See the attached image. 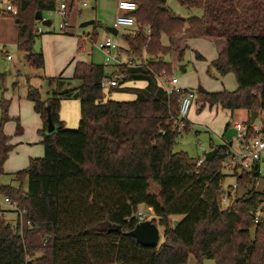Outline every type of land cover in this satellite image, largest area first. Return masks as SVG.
<instances>
[{
    "label": "trees",
    "instance_id": "trees-1",
    "mask_svg": "<svg viewBox=\"0 0 264 264\" xmlns=\"http://www.w3.org/2000/svg\"><path fill=\"white\" fill-rule=\"evenodd\" d=\"M10 1L18 9L13 15L18 47L31 68L44 69V53L34 48L36 13L54 11L58 0ZM134 1L138 25L122 36L127 43L123 51L135 65L118 63L109 75L104 64L77 60L70 78L44 76L46 98L29 86L27 97L43 121L44 155L13 174L19 187L1 181L14 145L0 130V264H187L190 253L198 263L264 264V215L256 218L264 190L254 186L262 175L256 170L235 173L238 188L230 184L229 202L223 203V184L230 177L222 171L225 146L211 139L215 156L199 166V157L175 150L178 138L191 127L178 128L180 94H168L158 80L164 71L173 76L175 58L181 61L188 47L183 38L224 40L210 69L221 75L233 72L239 86L204 94L211 105L231 112L246 109L251 125L252 112L264 113V0H179L203 11L188 17L176 13L167 0ZM196 58L203 56L196 52ZM117 72L122 78L109 93L130 92L135 99L106 98L102 81ZM140 80L147 85H123ZM72 98L81 107L75 129L60 116L62 99ZM0 107L2 127L9 120L8 101L0 100ZM49 115L56 127L51 134L46 133ZM261 123L264 132V118ZM242 186L248 189L239 194ZM6 197L27 209L33 226L25 225L20 233L1 215ZM140 204L154 210L151 220L161 233L156 247L127 234L140 221ZM174 215L182 216L175 226Z\"/></svg>",
    "mask_w": 264,
    "mask_h": 264
},
{
    "label": "rangeland",
    "instance_id": "rangeland-1",
    "mask_svg": "<svg viewBox=\"0 0 264 264\" xmlns=\"http://www.w3.org/2000/svg\"><path fill=\"white\" fill-rule=\"evenodd\" d=\"M8 1L9 0H0V3L2 6H5ZM67 3L69 9L68 22L70 21L69 28L73 27L72 29L76 30L75 34L78 35V37L87 35L84 41L85 43L83 44V49L79 50L78 44H76L77 47L75 51H79L78 54L76 53V60L93 61L95 63L104 64L107 73L111 75L114 72V67L119 63L115 58L116 52L113 51L112 54L107 55L103 50L98 48L96 41L100 42L108 35L111 36L107 30V26H113L114 24L118 0H67ZM167 4L183 17L201 15L203 12L201 8L184 6L179 0H167ZM43 14L46 18L53 20L51 26L57 28L60 18L49 11H45ZM8 20H11V26ZM88 20H94L96 22L82 27L81 24ZM37 25H42L44 28L51 27L42 24L41 21L38 22ZM14 26L17 28L16 19L12 14L0 15V100L4 99L9 103V120L5 121L2 127V109L0 107V130L11 138L10 142L14 145V149L5 162V173L2 175L1 181L3 184L19 187L21 182L18 181L13 174L26 168L29 165L31 157H43L44 155L42 135L40 132L43 128V121L41 116L37 115L34 104L27 97L29 86L32 85L39 88L42 97L46 98L49 86L44 76H57L59 72L61 73V71L65 69L64 76L70 78L74 74L75 62L64 65L58 73H55L54 67L58 64V58H56L55 48L49 40V44L47 43L50 49L48 50L47 59L49 73L46 69L31 68L26 62L25 53L18 47V30H16V33ZM94 30L97 32V36L92 38ZM117 38L119 39V50L117 51L119 54V51L126 49L127 43L122 36V31ZM13 39H16V41ZM164 41H167L166 37H164ZM41 45L43 44L36 42L34 48L40 50ZM3 46L5 49L2 48ZM58 49H61V47H58ZM197 51L210 57L216 53V47L214 43L202 38L192 40L185 50L183 60L178 62L177 66L173 65V75L179 78L180 84H186L185 87L180 85L182 88H188L190 87L189 85H191L194 89L198 90V85H203L208 92H215L217 90L211 89H214V87H221V74L213 73L212 69H210L207 64L205 66L202 60L196 59L195 52ZM7 55H11L12 59H8ZM120 55L123 59L126 58L125 53H121ZM167 58L174 60L173 57L170 56ZM180 65H185L187 71L183 72L180 69ZM225 83L227 87L236 86V89L239 86L235 74L233 73L231 77L226 79ZM109 90L110 87H107L105 92L109 94ZM197 92V99L194 100L195 104L189 111L191 117H194L193 120L191 119V129L178 138L174 148L177 151H186L194 158L201 157L210 150L211 139L215 143L220 141V136H217L218 134L216 132L217 128L222 126L225 127L226 123L232 120L246 121V119L244 120L241 116H238V114H234L232 117L231 111L223 108L219 104L211 105L205 94L199 91ZM111 94L113 98H117L118 100H129L134 98V95L129 92L122 93L120 91H113ZM72 112L70 108L68 113L71 117ZM78 113L79 111L76 109L75 115L76 118L78 117V122H76V126H74L76 128L79 126L80 121ZM37 118L40 119V126L36 127L35 122ZM263 118L264 113H261L256 118L255 123L260 124ZM17 120H19L23 128L21 134L17 133ZM71 121H69V123H71ZM234 181V177H228V183L232 184ZM23 186L26 188L27 183L25 182ZM254 186L257 189L264 190V166L262 177L255 182ZM246 189L248 188L245 186L240 187L239 194H243L242 192ZM151 190L153 192H158L159 188L154 183H151ZM139 211L145 215V219L151 220L154 216V210L151 211L145 204H140L138 206L137 213ZM171 219L175 226L182 219V216L174 215ZM161 230L163 229L161 228ZM187 264H216V262L213 259H204L201 263H198L195 255L190 253Z\"/></svg>",
    "mask_w": 264,
    "mask_h": 264
},
{
    "label": "built area",
    "instance_id": "built-area-1",
    "mask_svg": "<svg viewBox=\"0 0 264 264\" xmlns=\"http://www.w3.org/2000/svg\"><path fill=\"white\" fill-rule=\"evenodd\" d=\"M117 7L119 13L116 15L113 26L118 29L122 34L126 27H137V21L132 12L137 10L138 4L134 0H118ZM60 18L58 27L60 30L64 31L68 24V3L67 0H58L57 7L52 11ZM18 9L12 1H8L5 6L0 3V15L2 14H12L16 15ZM40 22V20H38ZM42 23V22H41ZM42 31L41 25H37V32ZM118 33V35H119ZM103 41L97 42L98 48L103 50L107 55L112 54L113 51L116 52L115 58L119 61V56L117 51L119 50V39L118 35H113L110 33ZM86 36L81 37L82 40H86ZM93 38V37H92ZM84 45H82V49ZM8 59H11V55H7ZM126 63L129 65H135L131 59ZM122 78L120 72L115 73L112 77L104 78L102 81V87H113L119 84ZM158 80L161 86L164 87L168 94L179 93L180 103L178 116L175 119L180 130H185L186 127H191L192 124L188 121L189 111L194 104V100L197 98L198 92L196 89L192 88H182L179 85V78L175 75L167 77L165 71L161 76H158ZM231 127L236 129V134L232 137V142L224 139L222 144L224 148V161L222 164V171L229 176H234L235 173L241 172L243 170H256L260 175H262L264 166V132H262V123L257 124L253 122L249 125L246 121L233 120ZM206 160V155L198 158L197 165H201ZM235 178V177H234ZM230 183L226 182L223 184V195L222 202L228 203L230 199V194L232 193L229 189ZM234 190L238 188V183L234 181L232 183ZM4 210L1 215L12 224V226L22 233L23 227L33 226V220L28 216L26 208L19 207L12 199L6 197L3 201ZM7 205L8 207H6ZM264 215V202L261 208L257 211L256 218ZM138 219L145 220V215L142 212L136 213Z\"/></svg>",
    "mask_w": 264,
    "mask_h": 264
},
{
    "label": "crops",
    "instance_id": "crops-1",
    "mask_svg": "<svg viewBox=\"0 0 264 264\" xmlns=\"http://www.w3.org/2000/svg\"><path fill=\"white\" fill-rule=\"evenodd\" d=\"M118 13H119V10H118V7H116V15ZM43 16H44V14H43ZM44 18H46V17L44 16ZM47 19H49V18H47ZM8 22L10 23L9 25L11 26L12 25L11 20H8ZM95 22L96 21H94V23ZM52 24H53V20H51V24L50 25H46V26H51ZM69 26H70V21L68 22L66 29L64 31H62V30L59 29L58 26H57V28L55 26H51V27L44 28L41 25L42 31L39 33V36L37 37L36 42H40L41 44H43V45H41V50L43 51L44 56H45L46 63H45L44 69H46L47 72H48V60H47L48 59V50H50L48 48V44H49L48 41L49 40L52 42V45L54 46L55 53H56V54L55 53L54 54H55L56 58H58L57 59L58 60V64L55 65V67H54L55 73H58L62 69V67L64 65H66V64L69 65V64H72L73 62L76 63V61H77L76 60V57H77L76 53L78 54L79 51H77V52L75 51L76 50V47H77L76 44H78V47H79V50H80V49H82V45L85 42H84V40H82L81 36L78 37V35L75 34L76 33L75 32L76 30L75 29L73 30L72 29L73 27L72 28L71 27L69 28ZM14 27H15V32H16V30H18V23H17V28H16V26H14ZM131 29H133V27H126L125 30H124V32L125 31H129ZM18 32H19V30H18ZM79 38H80V41H79ZM199 38H202V39H205V40H208V41L214 43V45L216 47V53H214L210 57H207L203 53L197 51L198 53H200L203 56V58L202 59L196 58V59L202 60L205 63V66L207 64V66L210 68V63L218 57L219 52L225 47V42H224V40H221V39H217L216 40V39H209V38H204V37H192V38H187V39H184L183 38L181 41L182 42H185V44H187L189 46L190 45V42L192 40H197ZM13 40L16 41V39H13ZM17 43H18V38H17ZM57 44H59V45H57ZM58 47H61V49H58ZM2 48L5 49L4 46ZM121 53H125V52L123 50L122 51H119V54H118L119 55V61H120V63H126L129 60V57L125 53L126 58L123 59V57H120L121 56L120 55ZM184 54H185V52H184ZM183 58H184V56H183ZM174 62H175L174 65L177 66V63L180 62V61H176V58H175ZM180 69L181 70L184 69V72L187 71L185 65H180ZM211 69H212L213 73H218V71H216L214 68H211ZM64 70L65 69H63V71H61V73L59 72V75L62 74L64 76V74H65V71ZM105 70H106V68H105ZM116 70H117V66L114 67V72ZM209 71H210V69H209ZM106 73H107V71H106ZM232 73L233 72H228L226 74L221 75V79H222V85H221V87H214V89H211V90H217V91H219V90L222 91V90H225V89H227V90H236V86L227 87L226 86V83H225L226 79L228 77H231ZM107 74H109V73H107ZM180 83L181 82L179 80V85H181L183 87L186 86V84H180ZM123 85L124 86H132V87H145L147 85V82L146 81H143V80H140V81H127ZM189 86L190 87H188V88L194 89L191 85H189ZM200 88H203L204 89V91H202L201 93L204 94L205 92H208L207 89L205 87H203V85H198V88H197L198 90L197 91H199ZM122 93H126V92H122ZM130 94L134 95V98L133 99H135L136 95L134 93H130ZM106 96H107L106 98H112V99L118 100L117 98H113V95L111 93L107 94ZM133 99H129V100H133ZM194 104H195V102H194ZM70 108L73 111L72 112V117L68 113L69 110H70ZM76 109L79 111L78 116H80L81 115V112H80L81 107H80V100L79 99H76V98H72V99H62V101H61V109H60V116H61L62 120L65 121V124H66V126L68 128H76V127H74V126H76V122H78V117L76 118V115H75V110ZM235 111L234 112H231V114H232L231 116L232 117L234 116V114H238V116H241L244 120L245 119L247 120L249 118V115L250 114H249V112L246 109H237ZM36 113H37V115L40 116V114L38 112H36ZM74 115H75V117H74ZM75 118H76V120H75ZM187 118H188L189 123L191 124L192 123L191 119L193 120L194 117H191L190 112H189ZM69 121H71V123H69ZM232 121H230L229 123L232 124ZM227 124L228 123H226L225 127L222 126V127L216 129V132L218 134L217 136H220L219 137L220 138L219 139L220 141L217 142V143H222L223 140L225 139L224 134L227 131V129H226ZM35 125H36V127L37 126H40V119H38V118L36 119ZM229 127H231V125ZM42 139H43V136H42ZM13 149H14V147H13ZM211 149H213V148L210 147V150ZM11 152H10V154H11ZM32 155H33V153H32ZM204 155H206V153ZM13 170H15V169H13ZM5 206L8 207L7 205H5ZM149 209H151V211L153 210L151 207H149Z\"/></svg>",
    "mask_w": 264,
    "mask_h": 264
},
{
    "label": "water",
    "instance_id": "water-1",
    "mask_svg": "<svg viewBox=\"0 0 264 264\" xmlns=\"http://www.w3.org/2000/svg\"><path fill=\"white\" fill-rule=\"evenodd\" d=\"M36 19L40 20L42 22V24L44 25H50L51 24V20L44 18L43 16V12L42 11H38L36 13ZM18 20H16L17 22ZM94 20H88L85 21L81 24L82 27L93 24ZM107 30L109 33H112L113 35H118V29L114 26H107ZM182 71L184 72V69H182ZM200 92L204 91L203 88L199 89ZM258 116V112L254 111L251 114V121L255 122L256 118ZM56 130L55 125L52 122V119L49 115L48 117V128H47V134H51ZM236 134V129L234 127H229L227 129V131L224 134V137L226 140H228L230 143L232 142V137ZM216 153V149L213 148L211 150H209L206 153V159L211 160ZM127 234L134 236L136 238V240L141 243L144 246H151V247H156L159 242H160V238H161V233H160V228L158 227V225L153 222L150 219H145V220H141L138 222V224L135 226L134 229L130 230L127 232Z\"/></svg>",
    "mask_w": 264,
    "mask_h": 264
}]
</instances>
